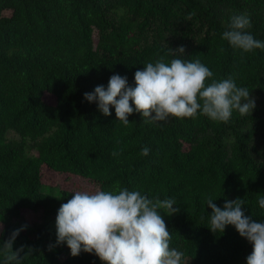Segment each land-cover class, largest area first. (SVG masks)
Here are the masks:
<instances>
[{
  "label": "trees",
  "instance_id": "obj_1",
  "mask_svg": "<svg viewBox=\"0 0 264 264\" xmlns=\"http://www.w3.org/2000/svg\"><path fill=\"white\" fill-rule=\"evenodd\" d=\"M243 13L264 41V0H0V244L23 228L12 219L25 212L56 219L82 191L47 192V167L105 191L118 185L174 199L180 211L164 220L183 264H247L252 245L231 225L213 233L207 207L209 197L221 208L241 198L245 213L264 221V50L244 53L222 39L230 18ZM180 46L184 56L172 50ZM160 57L199 59L212 79L233 77L255 98V110L234 111L228 123L201 114L148 123L134 111L125 126L114 108L105 116L85 100L115 74L134 85L135 72ZM11 132L20 139H9ZM56 233L48 222L21 231L13 245L24 247L18 264H103L95 254L73 257L66 244L57 246Z\"/></svg>",
  "mask_w": 264,
  "mask_h": 264
},
{
  "label": "clouds",
  "instance_id": "obj_2",
  "mask_svg": "<svg viewBox=\"0 0 264 264\" xmlns=\"http://www.w3.org/2000/svg\"><path fill=\"white\" fill-rule=\"evenodd\" d=\"M251 27L247 13L234 15L222 39L244 53L264 50V41L251 34ZM172 50L180 56L186 54L184 46ZM212 78L213 72L199 59L175 58L165 62L160 57L135 72L134 85L129 84L127 76L115 74L109 78L107 88L98 85L84 97L89 103H96L105 116H111L114 108L117 121L125 126L130 124L129 117L134 111L148 123L167 122L170 117L195 118L198 114L228 123L234 111L241 116L252 114L256 100L246 87H238L231 76L219 81ZM149 152L144 147L141 155L147 156ZM214 201L211 197L207 199V207L212 210L210 230L224 233L229 225L234 226L252 245L247 264H264V221L245 213L244 199L226 200L223 208ZM258 204L264 209V196L258 199ZM179 211L174 199L153 200L118 185L107 191L99 188L76 191L58 210L56 244H66L73 257L82 252L95 254L103 264H183L184 253L170 247L171 235L164 220V215ZM23 230L13 231L0 244L4 264H18L21 260L24 247L14 251L13 245Z\"/></svg>",
  "mask_w": 264,
  "mask_h": 264
},
{
  "label": "rangeland",
  "instance_id": "obj_3",
  "mask_svg": "<svg viewBox=\"0 0 264 264\" xmlns=\"http://www.w3.org/2000/svg\"><path fill=\"white\" fill-rule=\"evenodd\" d=\"M11 12H7V15H10ZM44 99L49 104H55L56 99L48 94L44 96ZM9 139L19 140V136L15 133H9ZM30 155H36L35 151L30 152ZM42 182L45 187H48L46 190L50 193H58V189L61 190H95L97 189L91 182L88 180L80 179L78 177L69 176L65 174H60L54 171L49 170L47 167H43L42 169ZM54 188V189H52ZM57 188V189H56ZM54 191H52V190ZM165 212V210H161ZM168 217V215H164ZM15 225H22L24 230L23 232L26 234H31L38 227L46 225L47 222L49 226L53 229H56V219L52 218L50 220L45 219L42 212H25L21 219H12L11 221ZM26 226V227H24ZM0 229H2V225H0Z\"/></svg>",
  "mask_w": 264,
  "mask_h": 264
}]
</instances>
